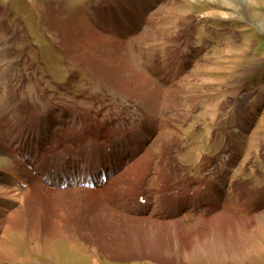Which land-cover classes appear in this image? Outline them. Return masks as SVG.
I'll return each instance as SVG.
<instances>
[{"label":"rangeland","instance_id":"374dc122","mask_svg":"<svg viewBox=\"0 0 264 264\" xmlns=\"http://www.w3.org/2000/svg\"><path fill=\"white\" fill-rule=\"evenodd\" d=\"M136 2L144 5V13L139 14ZM146 3L151 5L145 6ZM100 11L112 12L113 20L120 23L123 19L125 24L112 30L102 20H95ZM79 17L93 31L112 40L116 32L122 31L120 40L124 41L127 52L125 61L122 60L148 76L162 90L165 100L161 109L158 108L159 115L169 120L177 131L168 147L172 151L173 166L185 184L177 188L192 192L195 186L188 187V179L206 180L219 173L239 185L247 195L246 201L254 203L249 194L264 189V108L253 111L252 123L244 109L254 108L260 98H264V0H0V73L5 70L10 73V85L19 89L22 97L28 96L30 103L34 102L37 107L46 102L63 108L77 106L79 111L94 117L99 114L97 121L118 127L128 125L121 118L131 122L138 118V102L126 97L124 91L120 92L113 84L116 80L111 82L116 77L114 73L100 66L106 73L100 70L105 80L99 78L102 76L67 59L62 52L63 45H71L77 39ZM135 19H139V27L133 30ZM187 19H191L190 25L185 24ZM125 26H131V30L127 32ZM17 32L21 36L13 40ZM158 60L164 66L168 62L184 63L182 67L166 69L177 76L173 83L177 94L174 103H168L165 87L147 70ZM107 65L114 67L112 63ZM162 69L160 66L159 71ZM75 71L78 78L70 84V75ZM4 93L5 89L0 87L1 116L7 115ZM38 96L43 100H33ZM90 103L93 104L88 105ZM108 111L113 121H108L104 114ZM52 115H56L59 123L54 126L56 132L63 126L62 119L56 109L52 110ZM64 125L79 127L71 119H66ZM3 131H12L10 124ZM155 173L156 169L141 191L144 200L160 191L152 184ZM131 184L135 187L138 182ZM131 184L120 196L128 195ZM213 191L206 188L204 199ZM230 192L227 188L221 205L227 206L229 198L237 206L245 201L228 197ZM263 202L264 198L260 203ZM254 211L255 207L249 214L237 212L233 232L220 233L214 229L208 241L196 238V246L190 251H181L180 241L176 240L174 250L160 257L140 253L144 248L139 245V249H135L141 250L137 256L111 254L108 249L93 256L89 250H81L67 239L47 236L42 246L36 241L40 236L32 239L26 235V230L16 229L5 241L11 254L6 263L29 259L34 264H62L58 261L60 256L69 264H96L94 257L97 264H264V208ZM187 215L190 226L178 220L185 229L197 228L209 219L193 213ZM136 235H141L138 228H130L128 236L136 238ZM74 243L86 248L82 239H75Z\"/></svg>","mask_w":264,"mask_h":264},{"label":"bare ground","instance_id":"6f19581e","mask_svg":"<svg viewBox=\"0 0 264 264\" xmlns=\"http://www.w3.org/2000/svg\"><path fill=\"white\" fill-rule=\"evenodd\" d=\"M135 4V7H139V14L144 13V5L139 2ZM149 5L151 3H146L145 6ZM135 10L138 13L136 8ZM107 11H100L95 15V20H102L112 30L125 24L123 19L120 23L113 20L115 10L113 13H106ZM78 23L77 39L71 45L65 44L62 48L60 43L53 41L54 44L62 48L67 59H73L87 67L89 72L101 75L99 78H103L100 70L114 73L116 77L111 82L116 80L113 84H116L117 89L124 91L126 97L133 99L135 103L138 102V118L132 122L121 118L128 125L110 127L108 122L97 121L99 114L94 117L79 111L77 106L63 108L51 102L47 105L46 102L37 107L34 102L33 105L30 103L28 96L22 97L19 89L10 85L12 79L8 71L0 73V87L5 89L4 96L7 97L8 104L4 110L7 115H0V264H7L6 261L10 258L5 241L8 234L16 229L26 230V235L32 239L40 236L36 241L42 246L47 236L51 239H67L73 246L89 250L93 256L107 249L111 254L118 252L124 256H137L141 250L135 249L140 246L144 248L140 253L160 257L174 250L176 240L180 241L178 248L181 251H190L196 246V238L208 241L210 232L214 229L220 233L226 230L233 232L237 212L249 214L252 207H255V211L264 208V202L260 203L264 198V189L251 192L249 195L254 198V203H250L246 201L247 195L239 185L228 180L227 175L221 176L219 173L206 180L188 179L187 186H195L192 192L187 189L176 191L179 184H185L173 166L172 151L168 148L176 138L177 131L169 120H164L159 115L162 100H165L162 99V90L148 76L124 62L127 52L124 41L120 40L123 38L122 31L116 32V38L112 40L93 31L81 17L78 18ZM187 23L190 25L191 19H187L185 24ZM132 24L133 30L138 29L139 19L133 20ZM4 28L2 25L3 33L6 32ZM125 28L128 29L127 32L131 30V26ZM13 36V40H17L21 34L17 32ZM109 41L112 43L109 44ZM109 63L114 67L110 68L107 65ZM160 66L163 71H159ZM171 66L182 67L184 63L168 62L164 66L158 60L147 67L149 75L165 87L164 92L171 101L167 100L169 104L174 103L177 95L173 85L177 76L166 70ZM75 74L76 71L70 75V84L71 80L78 78ZM34 99L43 100L40 96ZM78 102L83 103L81 99ZM53 109L58 111L63 125L56 132L54 126L59 123L56 115H52ZM244 111L249 114L247 117L252 123L253 111L256 110L245 108ZM104 114L109 118L108 121H113L110 111ZM66 119L73 120L79 127H67L64 125ZM7 124H10L12 131H3ZM95 169L104 170L106 176H111L105 184L100 181V174H96ZM154 169L156 173L153 174L152 184L160 191L156 196H150L146 204H141L138 201L139 195ZM89 171L92 175H89ZM89 177L97 178L100 187L84 188L82 180ZM131 182H138V185L133 187ZM130 184L132 188L128 195L120 196ZM200 185L214 190L209 198L204 199V195L197 193ZM227 188L231 189L228 197L234 196L245 201L237 206L229 198L227 206L221 205ZM150 201L153 206L146 207ZM115 205L117 210L113 208ZM191 211L209 219H205L207 221H203L197 228L185 229L178 220L190 226L187 213ZM199 221L197 220L198 223ZM130 228H138L141 235L129 237ZM75 239L84 240L86 248L74 243ZM154 249L157 252L154 253ZM58 261L69 264L62 261L60 256ZM94 262L97 264L95 257ZM10 264L34 263L23 259L20 263Z\"/></svg>","mask_w":264,"mask_h":264}]
</instances>
